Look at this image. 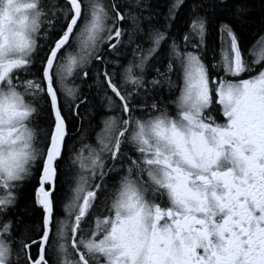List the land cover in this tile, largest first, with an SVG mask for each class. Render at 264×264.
<instances>
[{"label":"snow or ice","instance_id":"snow-or-ice-1","mask_svg":"<svg viewBox=\"0 0 264 264\" xmlns=\"http://www.w3.org/2000/svg\"><path fill=\"white\" fill-rule=\"evenodd\" d=\"M184 5L0 0V264H264V35L242 44L248 0H190L174 32ZM92 89L99 131L73 151Z\"/></svg>","mask_w":264,"mask_h":264},{"label":"trees","instance_id":"trees-1","mask_svg":"<svg viewBox=\"0 0 264 264\" xmlns=\"http://www.w3.org/2000/svg\"><path fill=\"white\" fill-rule=\"evenodd\" d=\"M173 0H150L153 8L158 11L160 18L162 19L164 14L168 10V6ZM190 0H185V5L181 6L177 13L176 23L173 25V31H179L182 33L187 25L185 21L188 15V9L186 5ZM248 6L250 12L247 18L242 20L236 25V30L241 37L242 44L244 46H250L255 44L262 35H264V0H248ZM208 50L204 52V59L206 63H212L213 45L216 46L218 51V34L213 27L210 26L209 34L207 36ZM79 84V81H75ZM86 88V86H85ZM92 107L89 111H85L84 107H81L80 112L83 115V121L77 118L70 117L71 123L69 124V144L73 148V151L78 150L84 144H92L95 140L96 132L99 130L100 121L103 115V110L99 107L100 100L95 97V89H92ZM83 124V128L79 126ZM83 133V136L81 135ZM70 153H66V156ZM72 181V170L66 168L65 175L61 177V184L58 186L57 191V214H60L62 207L63 197L68 194ZM10 216L18 218L22 231L28 234L38 231L40 227V209L33 203V194L31 184L25 183L21 186L17 203Z\"/></svg>","mask_w":264,"mask_h":264},{"label":"flooded vegetation","instance_id":"flooded-vegetation-1","mask_svg":"<svg viewBox=\"0 0 264 264\" xmlns=\"http://www.w3.org/2000/svg\"><path fill=\"white\" fill-rule=\"evenodd\" d=\"M100 127V126H99ZM99 129V128H98ZM99 131V130H98ZM95 142V140L93 141V143ZM62 208H61V210H60V214L59 215H62Z\"/></svg>","mask_w":264,"mask_h":264},{"label":"rangeland","instance_id":"rangeland-1","mask_svg":"<svg viewBox=\"0 0 264 264\" xmlns=\"http://www.w3.org/2000/svg\"><path fill=\"white\" fill-rule=\"evenodd\" d=\"M92 144L94 145V144H95V142H94V143H92ZM84 145H88V144H84ZM80 148H81V147H80ZM80 148H79V149H80ZM70 187H71V186H70ZM61 208H62V207H61ZM61 213H62V215H63V212H61ZM62 215H61V216H62Z\"/></svg>","mask_w":264,"mask_h":264}]
</instances>
